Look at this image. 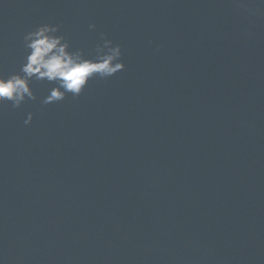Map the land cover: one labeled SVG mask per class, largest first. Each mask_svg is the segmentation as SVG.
Listing matches in <instances>:
<instances>
[{"label":"water","instance_id":"water-1","mask_svg":"<svg viewBox=\"0 0 264 264\" xmlns=\"http://www.w3.org/2000/svg\"><path fill=\"white\" fill-rule=\"evenodd\" d=\"M42 24L126 68L0 105V264H264V0H0V74Z\"/></svg>","mask_w":264,"mask_h":264},{"label":"clouds","instance_id":"clouds-1","mask_svg":"<svg viewBox=\"0 0 264 264\" xmlns=\"http://www.w3.org/2000/svg\"><path fill=\"white\" fill-rule=\"evenodd\" d=\"M95 29L96 25L89 26ZM60 25L42 24L23 37L26 56L19 72L0 74V105L10 102L19 108L26 100H36L33 81L54 84L43 100L44 104L62 101L68 94L79 96L94 78H109L126 68L120 45L102 34L95 54L87 57L84 50H72L65 36L60 35ZM33 114L24 121L31 124Z\"/></svg>","mask_w":264,"mask_h":264}]
</instances>
